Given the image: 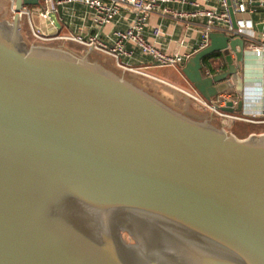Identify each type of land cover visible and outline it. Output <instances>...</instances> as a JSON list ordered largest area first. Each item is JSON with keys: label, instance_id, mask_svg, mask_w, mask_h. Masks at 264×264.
Returning <instances> with one entry per match:
<instances>
[{"label": "water", "instance_id": "1", "mask_svg": "<svg viewBox=\"0 0 264 264\" xmlns=\"http://www.w3.org/2000/svg\"><path fill=\"white\" fill-rule=\"evenodd\" d=\"M39 4L0 16V264H264V132L179 109L92 48L29 43L20 10ZM247 54L210 32L178 67L210 101Z\"/></svg>", "mask_w": 264, "mask_h": 264}, {"label": "built area", "instance_id": "2", "mask_svg": "<svg viewBox=\"0 0 264 264\" xmlns=\"http://www.w3.org/2000/svg\"><path fill=\"white\" fill-rule=\"evenodd\" d=\"M73 1L83 4L89 10L91 21L96 28L101 29L105 25L115 24L116 27L108 36V43L101 41L98 34L92 36L50 35L40 26L33 23L31 19L32 7L22 6L20 16L22 20H25L26 28L32 38L39 42L52 39L74 41L84 48H92L96 52L111 57L120 68L135 71L147 77L148 74L141 67H131L123 61L124 59L132 58L135 49L149 56L156 67H178L179 64H183L192 55L190 52H168L146 37L145 31L149 25L151 14L159 10L162 13H169L173 18L177 19L186 16L182 11L168 10V8L162 6L163 4L167 2H187L196 5L195 2L190 0H40V4L37 6L39 18L48 20L50 12L58 14V6ZM253 1L238 0L236 6L232 7L230 0H218L217 6L204 7L192 11L190 16L205 20L200 29V39L193 53L209 44L210 32H223L230 38H242L246 45V52H250L256 59L264 61V33L256 34L251 18L252 9L247 7V4H251ZM230 8L233 10V17L230 13ZM122 23H125L126 26L120 27L119 25ZM152 35L155 38L161 35L160 25L152 29ZM179 90L208 111L213 112L222 124L232 122L257 126L261 127V131L257 133L264 132V107L261 109L252 108L256 101L264 102V93L259 86H256L252 93L249 92L247 97L243 93L242 97H240L237 91H234V93L222 92L210 101L205 100L193 88H180ZM239 100L243 101V108L240 112L228 113L218 109V107L224 106L227 101H231L233 107H235ZM245 104L248 107L247 105L245 107Z\"/></svg>", "mask_w": 264, "mask_h": 264}, {"label": "crops", "instance_id": "3", "mask_svg": "<svg viewBox=\"0 0 264 264\" xmlns=\"http://www.w3.org/2000/svg\"><path fill=\"white\" fill-rule=\"evenodd\" d=\"M190 1L195 2L196 5H192L187 2H167L163 4L162 6L168 8V10L182 11L186 14V16L177 19L173 18L169 13H162L161 10L154 12L149 18V25L145 31L146 37L168 52L180 51L182 53L190 52L193 54V50L196 48L200 39V29L202 28L205 20L194 18L190 16V13L196 9L217 6L218 0ZM256 1L261 3L259 5H254L253 2ZM237 2L238 0H230V5L235 7ZM253 2L251 4H247V7L252 9L251 18L256 34H258L262 32L258 31L256 25L264 22V0H254ZM33 7L38 9L37 6ZM58 20L61 24L60 30L50 19L42 20L41 22L43 23L38 26L50 35L72 34L92 36L98 34L100 40L106 43L109 42L108 36L111 31L114 27H116L115 24H108L101 29L96 28L91 21L89 10L83 4L76 1L58 6ZM125 23H122L119 26H126ZM158 25L161 27V35L155 38L152 35V29ZM35 43L59 46L68 50H72L68 46L76 45V47L78 46V48H82V46L78 43L64 39H52L47 42L36 41ZM123 61L131 67H141L148 74L150 79L163 82L164 84L174 88L180 87L182 89H192L191 84L184 77L179 67H156L149 56L142 54L137 49L134 50V56L132 58L124 59ZM246 62L247 64L244 74H241L242 77H238L239 80H234L233 82V84L237 85L235 91L239 92L240 97H242V93L247 97L249 92L252 93V90L256 86H259V88H262L264 93V61H260L258 58L256 59L250 52H248ZM164 68H166V70H163ZM204 70L205 72L211 71L209 67H205ZM246 105L247 104H245V107ZM263 107L264 102L261 101H256L252 106L254 109H261ZM225 124L226 122L223 123L224 127ZM234 124L237 126L236 131L229 129V132L234 133L240 138L261 131V127L248 126L239 123Z\"/></svg>", "mask_w": 264, "mask_h": 264}, {"label": "rangeland", "instance_id": "4", "mask_svg": "<svg viewBox=\"0 0 264 264\" xmlns=\"http://www.w3.org/2000/svg\"><path fill=\"white\" fill-rule=\"evenodd\" d=\"M12 1L13 0H0V16H5L8 19L11 18V16H12V10H11ZM31 19L35 25H41L43 23V22H41L42 20L39 18L38 9L36 7L32 8ZM22 30H23V33H24L27 41L31 44H34L36 42V40H34L32 38V36L30 35L28 29L26 28L24 19L22 20ZM37 42H39V41H37ZM45 42H47V41H45ZM68 47H70V49H72L71 51H74L77 54H81L85 50L84 47L78 48V46L76 47V45L75 46H68ZM92 58L93 59L94 58H107L108 64L111 67L118 70L119 72H122L123 74L131 76L132 78L137 80L139 83L148 86L153 91L158 92L160 95H162L165 99H167L169 102L174 104L179 109L180 108L185 109L189 113H192L193 115H196V116H207L208 113L210 112L207 109H205L204 107H202L201 105H199L197 102H195V100H193L191 97H189L185 93L181 92L179 90L180 87H178L179 89H176V88L171 87L167 84H164L163 82H159V81L150 79L149 77H147L143 74H139L135 71L120 68L119 66L116 65L115 61L111 57L106 56L100 52L95 51L94 54L92 55ZM163 70H166V68H164ZM236 127L237 126H235V124L232 122H228L225 124V129L227 131H229V129L236 131Z\"/></svg>", "mask_w": 264, "mask_h": 264}, {"label": "trees", "instance_id": "5", "mask_svg": "<svg viewBox=\"0 0 264 264\" xmlns=\"http://www.w3.org/2000/svg\"><path fill=\"white\" fill-rule=\"evenodd\" d=\"M217 56H218L217 53H214V54L211 55V57H217ZM205 62H206V60H205Z\"/></svg>", "mask_w": 264, "mask_h": 264}]
</instances>
